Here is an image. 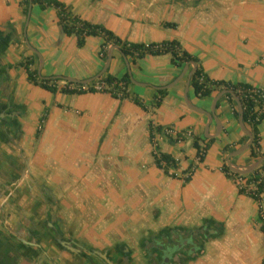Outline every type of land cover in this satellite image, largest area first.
I'll list each match as a JSON object with an SVG mask.
<instances>
[{
  "label": "crops",
  "instance_id": "obj_1",
  "mask_svg": "<svg viewBox=\"0 0 264 264\" xmlns=\"http://www.w3.org/2000/svg\"><path fill=\"white\" fill-rule=\"evenodd\" d=\"M61 1L123 40H178L210 78L264 91V0ZM104 41L88 36L80 47L55 8L29 3L27 13L24 0H0V66L14 65L0 77V264H109L100 254L113 264H152L153 243L169 242L163 235L171 233L180 235L179 264H264L260 204L222 170L248 140L237 103L221 96L219 124L210 121L220 90L195 93L193 60L177 66L170 54H148L132 63L118 49L101 76L120 78L130 69L128 90L146 108L108 91H61L94 81L64 78L96 77L106 63ZM27 61L40 77L61 79L59 89L29 81L19 65ZM151 124L191 131L181 142H158L177 162L169 173L155 162ZM259 133L264 151V118ZM195 141L207 146L202 162ZM232 161L255 162L249 149ZM51 231L80 252L56 246Z\"/></svg>",
  "mask_w": 264,
  "mask_h": 264
},
{
  "label": "trees",
  "instance_id": "obj_2",
  "mask_svg": "<svg viewBox=\"0 0 264 264\" xmlns=\"http://www.w3.org/2000/svg\"><path fill=\"white\" fill-rule=\"evenodd\" d=\"M29 0H24L25 12L28 13L29 9ZM33 4L38 5L41 9L45 10L49 7L56 9L62 30L67 35H75L77 38L78 46L82 47L85 45L86 39L88 36H102L104 38V43L101 49L102 56L106 58L107 56V47L110 44L117 45L120 50L124 53L126 57L132 63H136L137 59L144 57L145 55H161V54H170L173 64L181 66L187 61H196L198 67L191 78V85L193 86L195 93L199 97H208L216 90L230 89L235 94L240 97V100L243 105L244 110V122L246 126L252 133L253 141L249 148L250 156L257 161L259 158L264 157V151L261 149L260 145V133H259V124L264 118V112L259 113L256 110V106H262L263 98L259 93H256L255 90L259 89L249 83H237L228 82L225 80H215L210 78L205 72L202 65L199 63V59L187 50L183 49L181 43L178 40H164L162 42H151V43H139V42H130L123 40L117 36L112 30L108 29L104 25L95 24L83 19L80 15L74 12L73 7L61 0H32ZM167 25H175L168 23ZM30 62H20L19 65H22L27 70V75L29 81L39 85L51 92H56L59 88L56 84L58 80L61 79H50L40 77L36 71L30 70ZM13 64H8L5 66H0V77L7 78V71L10 67H13ZM97 82H104L107 87L102 91L111 92L115 97L125 98L130 97L137 105L142 108H146L139 96L131 94L128 90L129 85L132 83L131 74L127 71L122 77H116L107 72L104 76L99 77L94 80L92 83L88 84L86 88L81 85L79 90L72 89L68 87H62L61 91L66 93H73L76 91L85 92L97 91L94 85ZM71 84V82H69ZM160 93H164V90H160ZM228 99L234 105L236 102L231 94H227ZM160 105V100L156 102V106ZM234 114L236 117L239 116L237 107H234ZM157 130L161 131L163 127L157 126ZM151 135L154 130L152 124L150 125ZM248 138V137H247ZM246 137L243 139L244 143ZM195 147L197 148V156L200 162L204 160L207 146H201L197 141L194 142ZM229 147H225V151H229ZM155 162L158 167L165 170L166 173H169L170 168H176V160L168 153L161 152L158 149L154 153ZM222 170L225 174L237 180L238 177H244L247 179L245 186H239L240 193H246L253 197L256 200H259L258 195L252 194L250 191H247L250 184L253 182L259 181L257 185V191L259 194L264 193V163L258 167L254 172L246 176L234 173L230 170L226 162H224ZM189 173H192L190 170ZM174 175V174H173ZM191 175L185 177V181H189ZM262 218V217H261ZM262 230L264 231V226L262 224Z\"/></svg>",
  "mask_w": 264,
  "mask_h": 264
},
{
  "label": "water",
  "instance_id": "obj_3",
  "mask_svg": "<svg viewBox=\"0 0 264 264\" xmlns=\"http://www.w3.org/2000/svg\"><path fill=\"white\" fill-rule=\"evenodd\" d=\"M30 2V7L32 5V0H29ZM32 49L40 56V59L42 61V57L41 55L39 54V52L32 47ZM114 49H118L122 54L123 56L125 57L124 53L120 50V48L117 46V45H111L109 50H108V53H107V58H106V63H105V66H104V69L96 76V77H93V78H89V79H85V80H77L75 78H71V77H65L64 79L67 80L68 82H72V83H79V84H88L90 82H92L93 80L99 78L103 72L109 67L110 63H111V60L113 58V52H114ZM191 63H193L194 65V68L193 70L191 71V75L194 74V72L196 71L197 69V63L195 61H191ZM189 64H187L188 66ZM130 74V69L128 71ZM131 80L132 82H135V80L132 78V75H131ZM172 84L168 85V86H162V87H157L158 89H163L165 87H169L171 86ZM225 94H231L235 100V102L237 103V106H238V120H239V124H240V127L241 129L243 130V132L248 136V140L243 143L240 147H238L237 149H235L234 151H232L231 153L228 154L227 156V165L229 166L230 170L234 173H237V174H240V175H248V174H251L252 172H254L263 162H264V157H261L259 158L257 161H255L253 164L251 165H247V166H241V165H237L235 164L233 161H232V158H234L235 156L237 155H240L244 152H246L251 144H252V141H253V136H252V133L251 131L249 130V128L246 126L245 122H244V110H243V105H242V102L240 100V97L235 94L232 90L230 89H222L219 91V93L215 96L214 100H213V104H212V107H211V112L208 113V116L210 118V121H212L213 119L217 120L218 122V118L216 117V115L214 114V111H215V108L217 106V101L219 100V98ZM192 106V105H191ZM194 109H197L199 111H202L201 109L199 108H196L195 106H192ZM219 124V122H218ZM61 243L68 249L70 250H75V252H80V249L79 248H76L72 245H70V243L68 241H61ZM98 252V251H97ZM100 254V253H99ZM102 256V258H104L105 261H107L109 264H113L105 254H100ZM167 261V260H166Z\"/></svg>",
  "mask_w": 264,
  "mask_h": 264
},
{
  "label": "built area",
  "instance_id": "obj_4",
  "mask_svg": "<svg viewBox=\"0 0 264 264\" xmlns=\"http://www.w3.org/2000/svg\"><path fill=\"white\" fill-rule=\"evenodd\" d=\"M95 89L97 91H101L103 90L104 88L107 87V85L104 83V82H97L95 85H94ZM86 88V87H85ZM256 93H259L260 96L263 98V104L262 106H256V110L261 113V112H264V91L262 89H257L255 90ZM173 137L176 139V141L178 142H181L183 141L185 138H188L191 136V131H178L176 130L175 128H172V127H165L163 128L161 131L157 130L156 128H154V132H153V143H154V147H155V152L156 150L158 149L159 147V144L158 142L160 141V139L162 137ZM188 175H191V173H189ZM242 176H246V175H242ZM237 184L239 186H245L246 184V181L247 179L244 178V177H238L237 178ZM259 181L257 182H253L252 184H250L248 187H246L248 190L247 191H250L252 194L254 195H258L259 196V204H260V215H261V219H262V224L264 226V193L262 194H259L258 191H257V185H258ZM264 233V231H263Z\"/></svg>",
  "mask_w": 264,
  "mask_h": 264
},
{
  "label": "flooded vegetation",
  "instance_id": "obj_5",
  "mask_svg": "<svg viewBox=\"0 0 264 264\" xmlns=\"http://www.w3.org/2000/svg\"><path fill=\"white\" fill-rule=\"evenodd\" d=\"M169 238V242H165L157 238L153 243V248L149 250V259L151 260L152 264H179L178 256L179 249H176V246L180 245L178 239L180 236L177 233H171L167 235H163V237ZM170 243L173 245L170 246ZM167 260V261H166Z\"/></svg>",
  "mask_w": 264,
  "mask_h": 264
},
{
  "label": "rangeland",
  "instance_id": "obj_6",
  "mask_svg": "<svg viewBox=\"0 0 264 264\" xmlns=\"http://www.w3.org/2000/svg\"><path fill=\"white\" fill-rule=\"evenodd\" d=\"M45 226H46V224H43V227L45 228ZM46 229V234H48L47 232H48V230H47V228H45ZM49 236L50 237H54L55 236V238H56V246H58L59 248H61V249H63V250H66V251H68V252H70V253H74L75 251L74 250H70V249H68V248H66V247H64V245L61 243V241H66V240H63V238L61 237V235L57 232V231H51L50 233H49ZM54 238V239H55ZM77 253V252H76Z\"/></svg>",
  "mask_w": 264,
  "mask_h": 264
}]
</instances>
